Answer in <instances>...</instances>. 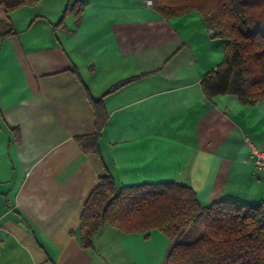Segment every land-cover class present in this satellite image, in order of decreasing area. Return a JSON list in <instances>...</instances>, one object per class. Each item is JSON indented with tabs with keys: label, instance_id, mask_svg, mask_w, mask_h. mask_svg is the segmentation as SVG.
<instances>
[{
	"label": "crops",
	"instance_id": "1",
	"mask_svg": "<svg viewBox=\"0 0 264 264\" xmlns=\"http://www.w3.org/2000/svg\"><path fill=\"white\" fill-rule=\"evenodd\" d=\"M0 39V264H165L155 229L105 225L83 247V205L98 178L174 181L202 205H264V99L207 97L224 57L198 12L165 17L144 0H39L4 14ZM122 83V84H121ZM104 124L98 152L77 138Z\"/></svg>",
	"mask_w": 264,
	"mask_h": 264
},
{
	"label": "trees",
	"instance_id": "2",
	"mask_svg": "<svg viewBox=\"0 0 264 264\" xmlns=\"http://www.w3.org/2000/svg\"><path fill=\"white\" fill-rule=\"evenodd\" d=\"M38 1L0 0V9L7 14ZM151 7L165 17L198 12L222 39L223 60L200 81L207 97L233 95L244 105L264 99V0H152ZM12 33L0 14V39ZM93 103L97 131L77 138L86 152H98L104 124L99 101ZM105 225L163 232L173 243L165 264H264V205L227 197L202 205L189 186L174 181L117 186L111 174L101 175L80 215L83 247Z\"/></svg>",
	"mask_w": 264,
	"mask_h": 264
},
{
	"label": "built area",
	"instance_id": "3",
	"mask_svg": "<svg viewBox=\"0 0 264 264\" xmlns=\"http://www.w3.org/2000/svg\"><path fill=\"white\" fill-rule=\"evenodd\" d=\"M147 6H152V0H144ZM249 152L253 165V169L257 172L264 173V148H259L249 143ZM2 246V239L0 238V248Z\"/></svg>",
	"mask_w": 264,
	"mask_h": 264
},
{
	"label": "rangeland",
	"instance_id": "4",
	"mask_svg": "<svg viewBox=\"0 0 264 264\" xmlns=\"http://www.w3.org/2000/svg\"><path fill=\"white\" fill-rule=\"evenodd\" d=\"M1 10V9H0ZM154 230V229H153ZM155 231H157V233H160L161 235H163V237L166 239V244H169V241H170V239L163 233V232H161V231H159V230H157V229H155Z\"/></svg>",
	"mask_w": 264,
	"mask_h": 264
},
{
	"label": "water",
	"instance_id": "5",
	"mask_svg": "<svg viewBox=\"0 0 264 264\" xmlns=\"http://www.w3.org/2000/svg\"><path fill=\"white\" fill-rule=\"evenodd\" d=\"M210 33H212V31L210 30Z\"/></svg>",
	"mask_w": 264,
	"mask_h": 264
}]
</instances>
